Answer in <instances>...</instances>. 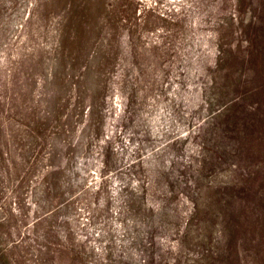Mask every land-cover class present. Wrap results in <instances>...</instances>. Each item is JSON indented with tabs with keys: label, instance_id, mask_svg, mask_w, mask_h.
<instances>
[{
	"label": "rangeland",
	"instance_id": "obj_1",
	"mask_svg": "<svg viewBox=\"0 0 264 264\" xmlns=\"http://www.w3.org/2000/svg\"><path fill=\"white\" fill-rule=\"evenodd\" d=\"M0 264H264V0H0Z\"/></svg>",
	"mask_w": 264,
	"mask_h": 264
}]
</instances>
